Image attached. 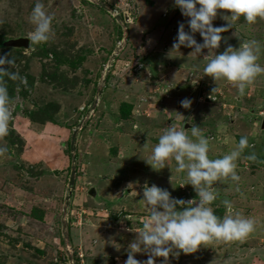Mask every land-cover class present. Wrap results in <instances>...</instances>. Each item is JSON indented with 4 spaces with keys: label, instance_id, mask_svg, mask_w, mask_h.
Listing matches in <instances>:
<instances>
[{
    "label": "rangeland",
    "instance_id": "obj_1",
    "mask_svg": "<svg viewBox=\"0 0 264 264\" xmlns=\"http://www.w3.org/2000/svg\"><path fill=\"white\" fill-rule=\"evenodd\" d=\"M36 2L0 0V54L14 61L0 73L11 99L9 131L0 137L7 149L0 154V264H123L148 215L140 200L145 183L185 201L196 197L190 185L180 186L174 161L160 171L144 161L165 127L190 133L192 124L209 138L212 159L248 137L238 190L230 180L216 182L211 207L222 218L229 213L221 201H231L255 230L170 257V264H264V74L243 95L230 82L200 78L207 50L196 58L188 48L171 50L186 20L172 0H41L53 16L52 34L33 45ZM226 23L219 14L213 21ZM222 36L215 52L255 39L264 66V20L241 18ZM18 37L28 45L8 43ZM184 98L192 100L188 109ZM251 152L254 161L244 158Z\"/></svg>",
    "mask_w": 264,
    "mask_h": 264
},
{
    "label": "clouds",
    "instance_id": "obj_2",
    "mask_svg": "<svg viewBox=\"0 0 264 264\" xmlns=\"http://www.w3.org/2000/svg\"><path fill=\"white\" fill-rule=\"evenodd\" d=\"M172 5L186 20L178 23L171 50L180 53L181 47L191 49L188 55L193 58L200 57L207 50L203 57L208 59L200 78L208 76L214 82H230L243 95L246 87L264 74V66L258 63L262 46L255 39L242 41L238 47L228 44L222 52H215L222 40L226 42L222 33L233 28L234 22L243 18L246 24L253 25L258 19L264 20V0H172ZM218 14L227 22L225 25L214 26ZM29 19L34 25L29 33L33 45L47 42L52 34L53 16L46 12L41 0L34 4ZM197 33L202 42H197ZM13 62L8 53L0 54V73L6 72L4 66ZM193 67L199 70L198 65ZM9 75L12 79H23L16 73ZM197 81L192 78L191 83ZM10 104L7 88L0 85V137L9 131ZM191 104L189 98L180 101L184 109L190 108ZM189 129L190 133L183 125L165 127L144 161L154 171L169 168V162L174 161L175 173L181 179L180 186L190 185L196 197L185 201L155 184L149 186L145 183L140 200L148 215L128 243L123 264H157V258H163L160 264H170V257L175 259L182 253H195L211 242L240 241L255 230V220L239 211L234 212L231 201H221L229 213L222 218L211 207L218 197L213 188L216 182L230 180L238 190L237 161L246 149L252 147L248 137L241 136L230 152L212 159L209 158V138L196 124ZM6 151L0 147V154ZM244 158L254 161L256 155L251 152ZM138 253L146 259L135 258Z\"/></svg>",
    "mask_w": 264,
    "mask_h": 264
},
{
    "label": "water",
    "instance_id": "obj_3",
    "mask_svg": "<svg viewBox=\"0 0 264 264\" xmlns=\"http://www.w3.org/2000/svg\"><path fill=\"white\" fill-rule=\"evenodd\" d=\"M9 44L13 46H27L28 45V38L27 37H18L16 39H10L8 41ZM261 127L264 128V119L261 122ZM94 189L91 188L90 193H93Z\"/></svg>",
    "mask_w": 264,
    "mask_h": 264
},
{
    "label": "bare ground",
    "instance_id": "obj_4",
    "mask_svg": "<svg viewBox=\"0 0 264 264\" xmlns=\"http://www.w3.org/2000/svg\"><path fill=\"white\" fill-rule=\"evenodd\" d=\"M212 263V262H211Z\"/></svg>",
    "mask_w": 264,
    "mask_h": 264
}]
</instances>
